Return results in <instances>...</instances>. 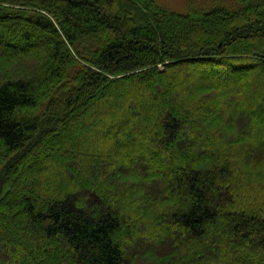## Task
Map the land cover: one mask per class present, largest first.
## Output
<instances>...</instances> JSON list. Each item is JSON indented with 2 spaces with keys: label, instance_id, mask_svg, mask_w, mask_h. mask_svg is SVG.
<instances>
[{
  "label": "trees",
  "instance_id": "obj_1",
  "mask_svg": "<svg viewBox=\"0 0 264 264\" xmlns=\"http://www.w3.org/2000/svg\"><path fill=\"white\" fill-rule=\"evenodd\" d=\"M236 1L0 0V263L264 264V0Z\"/></svg>",
  "mask_w": 264,
  "mask_h": 264
},
{
  "label": "rangeland",
  "instance_id": "obj_2",
  "mask_svg": "<svg viewBox=\"0 0 264 264\" xmlns=\"http://www.w3.org/2000/svg\"><path fill=\"white\" fill-rule=\"evenodd\" d=\"M156 1L160 5H162L163 7L167 8L169 10H172V11H175V12H179V13H183V14H185V13H187L189 11L188 9H189V7H191V4H194L195 6H197L198 8H200L202 10H208L212 5H214L216 3L222 4V5L228 4V6L237 5V1L236 0H156ZM241 125H242L241 126L242 128H246L247 127L246 126L247 123L244 122V121L241 123ZM156 190H158V187L155 188L154 192H157ZM83 197L85 199H87L85 196H83ZM143 242H144V240L142 241V243ZM175 249H176V253L178 255L183 256L185 254L186 248L183 245H180V244L177 245L176 244V246L174 248V251H175ZM164 250L167 251L168 254H173V252H174L170 248L167 249V250L166 249H164ZM0 264H2V263H0ZM47 264H56V262H53V259H50L49 261H47Z\"/></svg>",
  "mask_w": 264,
  "mask_h": 264
}]
</instances>
